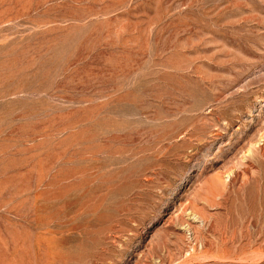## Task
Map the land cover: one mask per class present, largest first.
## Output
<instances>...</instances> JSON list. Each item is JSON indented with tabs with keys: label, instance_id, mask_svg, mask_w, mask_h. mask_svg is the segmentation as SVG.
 <instances>
[{
	"label": "rangeland",
	"instance_id": "obj_1",
	"mask_svg": "<svg viewBox=\"0 0 264 264\" xmlns=\"http://www.w3.org/2000/svg\"><path fill=\"white\" fill-rule=\"evenodd\" d=\"M263 143L264 0H0V264H264Z\"/></svg>",
	"mask_w": 264,
	"mask_h": 264
},
{
	"label": "bare ground",
	"instance_id": "obj_2",
	"mask_svg": "<svg viewBox=\"0 0 264 264\" xmlns=\"http://www.w3.org/2000/svg\"><path fill=\"white\" fill-rule=\"evenodd\" d=\"M262 145H264V143L262 144ZM262 145H260V146H262ZM262 149V148H261ZM263 151V150H262ZM264 152V151H263Z\"/></svg>",
	"mask_w": 264,
	"mask_h": 264
}]
</instances>
